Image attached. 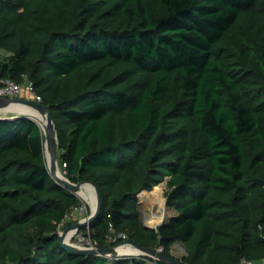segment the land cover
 I'll list each match as a JSON object with an SVG mask.
<instances>
[{
    "label": "trees",
    "instance_id": "16d2710c",
    "mask_svg": "<svg viewBox=\"0 0 264 264\" xmlns=\"http://www.w3.org/2000/svg\"><path fill=\"white\" fill-rule=\"evenodd\" d=\"M7 78L48 108L67 177L98 188V246L112 228L185 264H264V0H0ZM164 180L174 214L147 228L138 194ZM80 203L40 125L0 119V264L152 260L61 247Z\"/></svg>",
    "mask_w": 264,
    "mask_h": 264
},
{
    "label": "water",
    "instance_id": "95a60500",
    "mask_svg": "<svg viewBox=\"0 0 264 264\" xmlns=\"http://www.w3.org/2000/svg\"><path fill=\"white\" fill-rule=\"evenodd\" d=\"M12 102H22L24 104L31 106L34 109V111H36L38 113H44L45 114L47 127L45 130H43L44 153H45L46 165H47V168L49 170L50 175L56 181L63 184L69 191L73 192L76 195H78L77 190L79 189V187H82L85 184L90 185L92 188V191L94 194V207L92 208L91 214L89 215L87 221H85V222L77 221L74 223H70L60 233H58V242L61 245V247H63L64 249H66L70 252L80 253V254H95V255H101V256H106V257H114V256L118 255L115 248H114L115 246H111V245L105 246V247L96 246L93 249L76 248L66 241V239H65L66 235L69 231H71V229H73V228L81 229L82 227L85 226L86 223L90 224L99 215L100 208H101V196H100L99 190L95 186V184L93 182H90V181H79L78 183H73L70 180H68L67 178L61 179L58 176H56L55 169L57 167V161H56L57 137H56V130H55L54 122H53L52 116H51L48 108L44 104L37 102V101H34L33 99H29V98H22V97L0 98V119H8V118H15V117H19V116H24V117H28V118L36 121L39 124L37 118L29 115L26 112H23L22 110L15 112L16 114L12 115V116L4 115V113H3L4 110H2V109L5 107L7 108V106ZM9 110L12 111L11 109H9ZM47 146L49 147V156L47 155ZM162 183L165 184L166 180H164L160 184H162ZM138 197H140L139 194H138ZM164 203H165V201H164ZM162 222L163 221L161 220L159 222L154 223L151 226H148V225L147 226L143 225V226H145L147 228L156 229ZM126 242L128 244H130L132 247L137 248L139 251L138 253L130 254V255H146L149 257H154V258H157L158 260H160V262H162L163 264H185L181 260L176 259L175 257L168 255V254L164 253L162 250H158L157 248L145 247V246L137 244L134 241L129 240V239ZM172 246L178 247L182 250H185V248L182 247V245L180 243H177V242H175Z\"/></svg>",
    "mask_w": 264,
    "mask_h": 264
},
{
    "label": "rangeland",
    "instance_id": "374dc122",
    "mask_svg": "<svg viewBox=\"0 0 264 264\" xmlns=\"http://www.w3.org/2000/svg\"><path fill=\"white\" fill-rule=\"evenodd\" d=\"M27 92V91H26ZM25 91H23L21 93V95H19L18 97H22V98H29L31 99L30 95H28ZM17 111H21V109H18V108H14L12 109V111H8L6 114V116H12V115H15ZM42 129V128H41ZM43 131V129H42ZM44 135V134H43ZM59 154H60V151L58 150V148L56 147V161H57V169L59 170V172L62 174L63 177L67 178L68 180H70L68 177H67V174L64 170V166L60 163V158H59ZM71 182L73 183H78L79 181H72L70 180ZM84 186V185H83ZM164 189H165V184H159L156 189H152L150 191H147L149 192L150 194H152V196H150V198H147V199H143L141 196L139 197V209H140V216H141V221H142V224L143 225H148V226H151L153 225L152 223H150L152 220H154L158 214H162L161 216V220H166L167 218H169L170 216H172L174 214L173 210L172 209H169L167 208V206L165 205L164 201V196H163V192H164ZM155 190V192H154ZM152 191V192H151ZM158 192H161L160 194H155V193H158ZM160 195V196H159ZM79 197V199L81 200V203L84 205L85 207V212L84 214H86V216L90 215L91 214V211H92V203H93V197L91 196V200L89 198H86L84 197L83 195H81L80 193H78L77 195ZM158 197H162L163 199L160 201L158 200ZM73 216V215H72ZM72 216H70L68 219H67V222H65L63 225L60 226V228L58 229L59 232H61L67 225H69L70 223L72 222H75L78 219H80L79 217L83 216V215H74L73 218ZM84 216V217H86ZM160 220V221H161ZM57 231V232H58ZM58 232V233H59ZM70 232V231H69ZM68 232V233H69ZM67 233V234H68ZM125 241V242H123ZM126 240H119V241H116V242H113L109 245L111 246H115V250L116 248L118 247V243L119 245H127L128 243L126 242ZM108 245V246H109ZM182 245V244H181ZM182 247H184L182 245ZM159 250V248H157ZM162 250V249H161ZM135 253V252H134ZM171 253L176 256V257H181L183 254H186V250H182L178 247H173L171 248ZM118 255L114 256V257H108L109 259L111 260H115V259H118V258H123V257H131V256H137V255H130V254H125V253H117ZM139 256V255H138ZM152 261L154 263H157L159 264V261L157 258H154L152 257ZM249 264H262L261 262H252V263H249Z\"/></svg>",
    "mask_w": 264,
    "mask_h": 264
},
{
    "label": "built area",
    "instance_id": "2783aa9c",
    "mask_svg": "<svg viewBox=\"0 0 264 264\" xmlns=\"http://www.w3.org/2000/svg\"><path fill=\"white\" fill-rule=\"evenodd\" d=\"M0 82H1L0 98L18 97L19 95H21V93L23 91H25V92L27 91L26 93L28 95H30L31 99H33L34 101L40 102V97L34 92L30 81L26 78L21 83H16L13 80L8 79V78L3 79ZM63 166H65L64 163H63ZM84 212H85V207L82 203H80L77 206H74L71 209H69L66 212V214L64 215L63 219L59 222V224L57 226V231L60 228V226L63 225L65 222H67V219L72 215L73 216L74 215H83V216L79 217L80 219L77 218V220L75 222L87 221L89 216L88 215L86 216V214H84ZM84 216H86V217H84ZM73 218H75V217H73ZM72 223H74V222H72ZM70 232H71V234L68 236V238L66 235L67 239L66 238L65 239L68 243H70L74 247L93 249L96 246H98V243L96 241H94L90 236V224L86 223L85 226L82 227L81 229L73 228V229H71ZM121 239H123V240L127 239L128 240L127 234L124 232L114 231L111 228V233L107 236V241L109 243H113V242L119 241ZM123 242H125V241H123ZM117 245L119 246V243ZM159 250H161V248H159ZM139 256H146V255H139ZM147 257H149V256H147ZM150 258H152V257H150ZM146 261H147V264H157V263H154L149 258H147ZM249 263H251V262L247 261L245 259H242L239 264H249Z\"/></svg>",
    "mask_w": 264,
    "mask_h": 264
},
{
    "label": "bare ground",
    "instance_id": "6f19581e",
    "mask_svg": "<svg viewBox=\"0 0 264 264\" xmlns=\"http://www.w3.org/2000/svg\"><path fill=\"white\" fill-rule=\"evenodd\" d=\"M14 108H18V109H21L23 112H26L28 113L29 115L37 118L41 128L43 130L46 129V117H45V114L44 113H38L36 111H34V109L27 105V104H24L22 102H12L10 103L7 108H3L2 110H4V114H6L8 111H10L9 109H14ZM1 110V111H2ZM47 155L49 156V147L47 146ZM55 174L56 176H58L59 178L61 179H65V177L62 176V174L59 172V170L55 169ZM78 193H80L81 195H83L84 197L86 198H89L91 200V196L93 197V203H92V208L94 207V194H93V191H92V188L90 185L88 184H85L84 186L82 187H79V189L77 190ZM161 192H158V193H155V194H160ZM143 199H147V198H150V196H152V194H150L149 192H141L139 194ZM160 196V195H159ZM163 198L162 197H158V200H162ZM161 216L162 214H158L157 217L152 220L150 223L154 224L156 222H159L161 220ZM71 234V232H69L67 234V238L68 236ZM66 238V239H67ZM116 252L117 253H125V254H135V253H138V249L137 248H134L132 247L130 244H127V245H119L117 248H116ZM135 252V253H134Z\"/></svg>",
    "mask_w": 264,
    "mask_h": 264
},
{
    "label": "crops",
    "instance_id": "0c3cea01",
    "mask_svg": "<svg viewBox=\"0 0 264 264\" xmlns=\"http://www.w3.org/2000/svg\"><path fill=\"white\" fill-rule=\"evenodd\" d=\"M155 189H156V188H155ZM152 191H153V190H152ZM152 191H151V192H152ZM146 192H147V191H146ZM154 192H155V190H154Z\"/></svg>",
    "mask_w": 264,
    "mask_h": 264
}]
</instances>
